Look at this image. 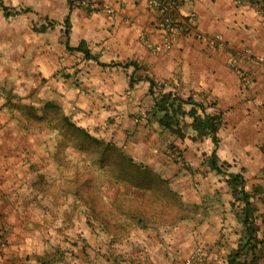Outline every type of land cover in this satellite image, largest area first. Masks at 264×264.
<instances>
[{
  "label": "crops",
  "instance_id": "1",
  "mask_svg": "<svg viewBox=\"0 0 264 264\" xmlns=\"http://www.w3.org/2000/svg\"><path fill=\"white\" fill-rule=\"evenodd\" d=\"M81 1L0 0V216L6 226L34 221L22 213L27 195L35 220L52 224L26 231V244L3 247L0 264H39L40 258L25 261V255L43 254L49 246L55 254L50 264H182L196 247L211 264H228L245 238L244 204L226 182L238 174L264 244V64L236 57L247 48L264 58V0H181L174 18L193 13L196 29L221 36L226 46L208 47L178 31L169 49L144 0H86L93 9ZM80 43L92 59L74 50ZM229 61L250 70L246 83ZM150 81L163 85L162 92L191 97L205 114L220 115L215 155L226 164L225 176L198 167L201 146L206 142L210 156L213 145L209 138L189 140L190 118H181L184 138L159 126ZM55 111L89 137L120 149L156 180L145 187L99 181L106 167L82 159L74 167L72 150L59 163L58 135L49 123ZM175 149L189 163L186 173L171 157ZM75 170L96 175L95 212L88 187L81 199L67 191ZM30 173L37 181L31 187ZM77 235L84 244L72 255L68 241ZM42 238L49 243L39 246ZM258 251L263 257L257 264H264Z\"/></svg>",
  "mask_w": 264,
  "mask_h": 264
},
{
  "label": "trees",
  "instance_id": "2",
  "mask_svg": "<svg viewBox=\"0 0 264 264\" xmlns=\"http://www.w3.org/2000/svg\"><path fill=\"white\" fill-rule=\"evenodd\" d=\"M0 8L3 10V12H5V9L2 5H0ZM6 15H8L7 12ZM40 29H43V27L41 26ZM74 50L81 52L86 59L93 58L89 54L83 43H80ZM132 83L133 82L130 79V87H132ZM162 88L163 85L150 81L148 94L153 99L152 113L156 115L159 126L163 130L168 131L169 133L175 135L178 138H184V128L186 125L184 121L181 120V118H183L184 116L190 118L191 122L189 124V127L192 131V135H188L189 140H191L192 142H203L204 140L209 138L213 145V148L210 152V156L206 158V165L210 168V170H213L216 173L225 176V172L222 169L226 167V164L222 163L221 165H219L218 159L215 155V150L218 143L216 134L222 125L220 115L208 113L205 114L203 105L195 103L194 101H192L191 97L182 99L175 93L162 92ZM186 106H188V109H185ZM62 122L64 125H68L71 131L74 130L78 132L79 134L83 135V137L87 141L95 145H100L104 147V149L110 153L108 155V159H106L105 153L101 154L103 158L98 159V161L96 162H99V164L101 163L100 165H103L102 163H105L106 161L112 162L113 165H110L109 172H112L111 174H114L112 176V179H114L115 181L127 183L131 186L145 187L146 184H149L152 181L156 180V177L154 178V175L149 169H147L141 164L132 162V160L126 157L120 151V149L114 146H110L108 144H103L97 139L89 137L85 133V131L75 127L74 124L69 123L67 118L63 117ZM49 123L57 132V125H55V123H52V119L49 121ZM59 136L61 137L60 134ZM171 157L177 165L187 168L184 165V161L180 157L179 150H173L171 152ZM91 179L92 183L90 182V175H80L77 170H75L71 182L73 184L71 186H68L67 191L70 192L71 189L73 196L76 199H81V191L84 195L85 189L88 187V204L92 212H95V209L98 208V203L96 202L95 197L91 194L92 188L94 187V178L91 177ZM226 182L229 188L231 189L233 197L239 201H242V203L244 204L243 225L245 227V238L243 240L240 239V242H238L236 248L230 252L227 257V263L257 264V261L260 259V257H263V255L260 254L258 249L264 252V244L262 240H259L256 237V221L253 217L254 207H252V204L249 201L248 193L244 191V181L239 174L233 176L229 175L228 179H226ZM258 246L260 248H258ZM40 259L42 263L45 262V257H42Z\"/></svg>",
  "mask_w": 264,
  "mask_h": 264
},
{
  "label": "rangeland",
  "instance_id": "3",
  "mask_svg": "<svg viewBox=\"0 0 264 264\" xmlns=\"http://www.w3.org/2000/svg\"><path fill=\"white\" fill-rule=\"evenodd\" d=\"M62 114L60 111H55L54 115H53V119H52V123H55V125H57V135H58V140H57V145H56V151L58 153V157L57 159L59 160V162H61L62 164L65 163V154H64V151H70L72 150L73 152V163L74 165L78 162H80L79 160H83V161H88L89 164H94L96 161H98V159H101L103 158V156L101 154L105 153V156H106V159H108V155L110 154L109 152H107L104 147L100 146V145H95L89 141H87L83 135L79 134L78 132L76 131H71L70 128L68 127V125H64L63 122H62ZM59 134L61 135V137L59 136ZM202 149L204 150V152H202L200 154V159L203 161L202 164L200 163V166H207L205 163H206V158L208 157V149H209V146L206 145V142L203 144V146H201ZM68 155L67 154V157H66V163L68 164L69 162V158H68ZM81 155H83V158H81ZM183 161L185 163V167L187 168H184V167H179L180 169L184 170L185 173L188 171V168H189V163L187 161H185V159L183 158ZM205 165H204V164ZM101 164V163H100ZM104 167H106L105 169V173L104 174H99V181H104V182H107L109 179L112 178V176L114 174H111L109 172L110 170V165H113L112 162H105V163H102ZM198 169V168H196ZM90 175V182L92 183V178H95L96 175H93V174H89ZM27 177V180L29 182V185L30 187L33 186V184L37 181L35 180L36 176L35 174L33 173H30V174H27L26 175ZM94 183V182H93ZM46 184L48 185V182H46ZM49 191V190H48ZM30 194H32V191L30 192ZM27 195H23V197H21V203L24 204L27 208L26 211H23L22 213L25 214L27 212V214L29 215H32L34 216V221H29L27 222V225L26 226H21L19 224H17L15 221L14 222H11L8 226L4 225L3 224V221L1 219V216H0V258L2 257L3 255V247H8L9 245H12V246H16V244H21V242L25 243L26 244V239H23V241H21L22 239V235L26 236V231H42V229H48L50 224H51V221H47V222H38L35 220V216L37 215V212H35V210L33 209V207H31V203L32 201L31 200H27L26 198ZM170 197V196H169ZM30 204V205H29ZM45 210V209H43ZM48 211H46V213H50L49 210L47 208ZM73 210L80 214V209L78 206H74L73 207ZM2 224L4 226H2ZM257 224V223H256ZM256 224H255V228L256 227ZM52 225V224H51ZM23 231L25 233H23ZM23 233V234H22ZM10 235H13L14 236V240H11L10 239ZM49 239V238H48ZM39 241V240H38ZM42 243L39 244V246L41 245H45L46 243H49V241L46 239V238H42V240H40ZM65 242L67 240H64ZM70 247H71V253L72 255L74 254H79L81 249H82V245L84 244V240L81 239L79 237V235L73 237V238H70ZM119 242H120V239H119ZM121 243V242H120ZM123 244V243H121ZM51 245V244H50ZM52 248V246H49V250L48 251H43V254L41 253H35L33 255H30V254H26V258H25V261L28 260V256L30 257H35L36 256V259L37 258H42V257H45V262L42 263V261H38L37 260V263L39 264H50L51 260L55 257V254H53V252L50 250ZM21 249V248H18V250ZM232 250V249H231ZM229 250V252L231 251ZM228 252V253H229ZM258 252V251H257ZM226 256V255H225ZM49 260V262H48Z\"/></svg>",
  "mask_w": 264,
  "mask_h": 264
},
{
  "label": "built area",
  "instance_id": "4",
  "mask_svg": "<svg viewBox=\"0 0 264 264\" xmlns=\"http://www.w3.org/2000/svg\"><path fill=\"white\" fill-rule=\"evenodd\" d=\"M147 5L157 14V27L163 31V47L169 49L172 45L176 33L182 32L188 35H196L203 40L208 47L223 48L226 43L217 34H205L199 32L194 25V14L176 20V12L181 0H144ZM80 6L84 8H94L92 2L82 0ZM158 49V47H156ZM237 59L246 60L249 65L260 66L264 64V58L253 54L247 48H240L236 52ZM228 65L236 73L242 83H246L250 78V70L241 68L235 61H229ZM183 164V162H182ZM185 165V163H184ZM206 251L202 247H196L190 256L182 261V264H211Z\"/></svg>",
  "mask_w": 264,
  "mask_h": 264
}]
</instances>
